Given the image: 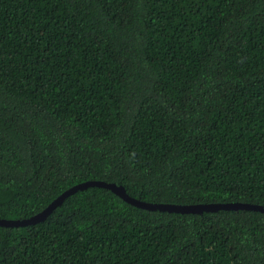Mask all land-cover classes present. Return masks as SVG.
Segmentation results:
<instances>
[{
	"label": "trees",
	"instance_id": "1",
	"mask_svg": "<svg viewBox=\"0 0 264 264\" xmlns=\"http://www.w3.org/2000/svg\"><path fill=\"white\" fill-rule=\"evenodd\" d=\"M87 180L264 206V0H0V218ZM0 264H264V213L89 186Z\"/></svg>",
	"mask_w": 264,
	"mask_h": 264
},
{
	"label": "water",
	"instance_id": "2",
	"mask_svg": "<svg viewBox=\"0 0 264 264\" xmlns=\"http://www.w3.org/2000/svg\"><path fill=\"white\" fill-rule=\"evenodd\" d=\"M89 186H98V187L107 188L111 190L114 194L119 196L121 199H123L124 201L147 210L200 214L203 211L213 212L218 209H233V210L244 209V210L260 211L264 213V206L261 204L239 202V201L228 202V203H197V204L146 202L130 196L122 185H117L116 183L106 182L103 180H87L75 184L70 188L64 190L58 197L53 199L44 209H42L40 212L28 218H23V219L0 218V226L17 227V226L30 225L42 221L46 219V217L56 208V206L59 205L68 195L76 192L77 190H81Z\"/></svg>",
	"mask_w": 264,
	"mask_h": 264
}]
</instances>
